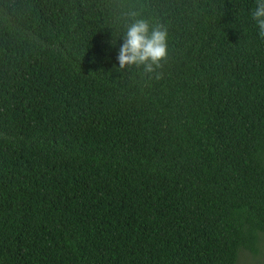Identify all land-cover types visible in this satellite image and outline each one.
I'll use <instances>...</instances> for the list:
<instances>
[{
    "label": "trees",
    "instance_id": "1",
    "mask_svg": "<svg viewBox=\"0 0 264 264\" xmlns=\"http://www.w3.org/2000/svg\"><path fill=\"white\" fill-rule=\"evenodd\" d=\"M255 6L0 0V264L264 257ZM137 18L167 28L152 74L119 69Z\"/></svg>",
    "mask_w": 264,
    "mask_h": 264
},
{
    "label": "clouds",
    "instance_id": "2",
    "mask_svg": "<svg viewBox=\"0 0 264 264\" xmlns=\"http://www.w3.org/2000/svg\"><path fill=\"white\" fill-rule=\"evenodd\" d=\"M131 16H139L131 13ZM251 18L258 26V34L264 39V0H256ZM168 56V32L163 25H151L146 18L134 19L127 26L124 42L119 48V69L143 66V72L152 74L162 67Z\"/></svg>",
    "mask_w": 264,
    "mask_h": 264
},
{
    "label": "rangeland",
    "instance_id": "3",
    "mask_svg": "<svg viewBox=\"0 0 264 264\" xmlns=\"http://www.w3.org/2000/svg\"><path fill=\"white\" fill-rule=\"evenodd\" d=\"M237 264H264V257L262 255L252 256L248 251H243Z\"/></svg>",
    "mask_w": 264,
    "mask_h": 264
}]
</instances>
